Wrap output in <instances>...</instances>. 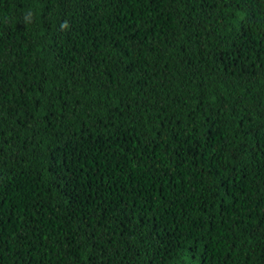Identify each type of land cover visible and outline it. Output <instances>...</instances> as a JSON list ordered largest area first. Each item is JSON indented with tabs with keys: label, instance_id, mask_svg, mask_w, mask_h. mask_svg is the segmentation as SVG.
I'll list each match as a JSON object with an SVG mask.
<instances>
[{
	"label": "trees",
	"instance_id": "1",
	"mask_svg": "<svg viewBox=\"0 0 264 264\" xmlns=\"http://www.w3.org/2000/svg\"><path fill=\"white\" fill-rule=\"evenodd\" d=\"M0 264H264V0H0Z\"/></svg>",
	"mask_w": 264,
	"mask_h": 264
}]
</instances>
